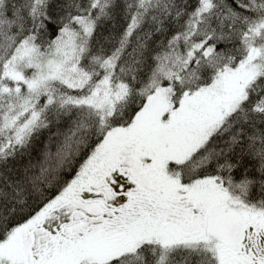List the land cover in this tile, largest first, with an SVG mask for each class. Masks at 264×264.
<instances>
[{
    "label": "snow or ice",
    "instance_id": "snow-or-ice-1",
    "mask_svg": "<svg viewBox=\"0 0 264 264\" xmlns=\"http://www.w3.org/2000/svg\"><path fill=\"white\" fill-rule=\"evenodd\" d=\"M0 264H264V0H0Z\"/></svg>",
    "mask_w": 264,
    "mask_h": 264
}]
</instances>
